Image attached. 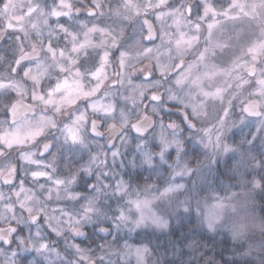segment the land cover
I'll use <instances>...</instances> for the list:
<instances>
[{
    "label": "clouds",
    "instance_id": "obj_1",
    "mask_svg": "<svg viewBox=\"0 0 264 264\" xmlns=\"http://www.w3.org/2000/svg\"><path fill=\"white\" fill-rule=\"evenodd\" d=\"M0 264H264V0H0Z\"/></svg>",
    "mask_w": 264,
    "mask_h": 264
}]
</instances>
